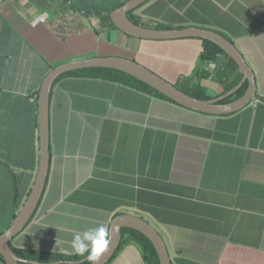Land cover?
Wrapping results in <instances>:
<instances>
[{
  "label": "crops",
  "instance_id": "crops-1",
  "mask_svg": "<svg viewBox=\"0 0 264 264\" xmlns=\"http://www.w3.org/2000/svg\"><path fill=\"white\" fill-rule=\"evenodd\" d=\"M65 9L66 0H0V204L14 190V215L38 172L36 92L55 67L124 58L202 100L242 80L222 56L199 63L201 39H136L97 27L94 16L68 28ZM133 15L148 29L223 36L251 68L256 97L215 116L121 83L60 79L50 93L45 187L11 249L78 256L76 233L127 215L158 232L171 264H264V0H149ZM125 239L107 264H147Z\"/></svg>",
  "mask_w": 264,
  "mask_h": 264
},
{
  "label": "water",
  "instance_id": "water-1",
  "mask_svg": "<svg viewBox=\"0 0 264 264\" xmlns=\"http://www.w3.org/2000/svg\"><path fill=\"white\" fill-rule=\"evenodd\" d=\"M149 0H127L122 6L110 12L111 24L120 32L129 37L143 40H174L184 38H197L217 45L237 65L242 74L241 82L221 97L211 100L194 98L165 81L150 70L138 63L119 57H96L84 61L67 63L52 69L43 79L38 92V130L40 158L39 168L34 184L19 212L15 215L10 226L0 234V255L5 264H82L88 262L86 258L79 261H57L53 263H40L24 260L14 253L10 247V240L18 235L29 223L40 202L50 162L49 152V102L50 93L56 80L63 74L82 69H111L129 75L146 84L158 93L164 95L176 104L189 110L221 116L237 112L247 106L256 97L254 75L251 68L237 48L223 36L213 31L186 28L181 30H154L133 23L127 16L128 13L138 9ZM247 88L244 94L230 103H221L234 95L244 83ZM110 242L108 248L97 261V264H107L118 251L122 241V230L130 229L145 236L153 245L159 264H171L169 255L162 237L147 222L142 219L127 215H119L110 224ZM91 264V262H90Z\"/></svg>",
  "mask_w": 264,
  "mask_h": 264
},
{
  "label": "trees",
  "instance_id": "trees-1",
  "mask_svg": "<svg viewBox=\"0 0 264 264\" xmlns=\"http://www.w3.org/2000/svg\"><path fill=\"white\" fill-rule=\"evenodd\" d=\"M66 2L70 3V9L74 13L83 12L84 14L86 13L88 15H91V11L93 10L94 6L96 8V5H97L95 3V1H93V0H66ZM122 5L123 4L120 3L118 5H114L113 7L107 8L105 13L103 12V14H106L107 16H109L111 11H113L114 9H116ZM136 10H134V11H136ZM93 11H95V13H94L95 17H99L102 15V11L98 10V8L94 9ZM134 11H132V12H134ZM132 12H130V13H132ZM130 13H128L127 16ZM128 18L133 23L138 25V23L136 22L135 19H132L129 16H128ZM109 20H110V18H109ZM109 22L111 23V21H109ZM114 29H116V28L114 27ZM202 48H203V50L199 56V63L212 62V61H215L216 59H218L219 57L222 56L227 61V63H228L227 68L230 69V72L238 70V67L234 63V61L229 56H227L221 50V48H219L214 43L206 41V40H202ZM227 68L223 70L222 74L220 75L221 78L226 77L227 72H229V70ZM66 77L92 78V79H101L104 81H110V82H115V83H121V84L130 86L132 88L138 89L142 92H146V93L155 95L159 98L170 101L172 103H175L172 100L165 97L164 95H162V94L158 93L157 91H155L154 89L150 88L146 84L140 82L139 80H137V79H135L129 75H126L122 72L111 70V69H96V68H94V69H82V70L71 71V72L63 74L61 77H59L56 80V82L62 78H66ZM238 82H239V80L237 82H235L234 84H232L231 87L227 88L225 92L234 88L238 84ZM246 88H247V83L245 82L243 84V86L234 95H232L231 97L222 101L221 103H229L230 101L237 100L238 98H240L244 94ZM37 94H38V92H36V95ZM190 96L197 98V99H205V98L200 97L198 95H190ZM14 217H15V215L13 216V219H14ZM2 233H3V231H0V234H2ZM129 234H130L132 240L137 242L141 246V248L144 252V257H145V260L147 261V264H159L158 256H157V253H156L153 245L145 236H143L139 232H136V231L130 230V229H123L122 230V242H121L120 247L127 241L125 239V236L129 235ZM14 253L16 255H18L19 257L23 258L24 260L35 261V262H40V263H53V262H57V261H79V260H82L85 258L82 256L66 257V256L51 255V254L37 253V252H26V251H14ZM0 260L5 264L1 255H0ZM82 264H90V262L88 261V262H85Z\"/></svg>",
  "mask_w": 264,
  "mask_h": 264
},
{
  "label": "rangeland",
  "instance_id": "rangeland-1",
  "mask_svg": "<svg viewBox=\"0 0 264 264\" xmlns=\"http://www.w3.org/2000/svg\"><path fill=\"white\" fill-rule=\"evenodd\" d=\"M93 1H95V3L97 4L96 5V8H95V6H94V8H93V10L94 9H97L98 8V10H100V11H102V15L101 16H99V17H97V22H98V25H97V27H99V28H102L103 27V25H101L102 23H106L107 22V24L110 26V28L111 29H113V31L115 30H117V29H114V27L112 26V24L109 22L110 20H109V16H107L106 14H103V12L105 13V11L107 10V8H110V7H113L114 5H118V4H120V3H125L127 0H93ZM62 4H63V2H62ZM65 10H67L66 11V13L62 16V25L64 26V27H67L68 26V28H69V25L75 20V21H77L76 19H79L78 20V22L79 21H81V20H84V19H87V18H89V16H94L95 17V11H91V15H88V14H82L81 12H77L76 14H77V16H75V17H73V15H72V10L71 9H69V11H68V9H65ZM135 12V11H134ZM134 12H132L133 14H134ZM132 13H130L128 16L130 17V18H132V19H135L136 20V22L138 23V25H140L139 24V22H138V20L135 18V16L132 14ZM76 18V19H75ZM70 26H72V24L70 25ZM92 28V27H91ZM73 29V28H72ZM71 29V30H72ZM117 31H119V30H117ZM96 33V32H95ZM104 32L102 31V32H99V33H97V34H100V38L102 39V37L103 38H105V35L103 34ZM123 35V34H122ZM110 41H111V39H110ZM100 58V57H99ZM14 190H10V188L9 189H5V192L3 193V197H2V199H3V204H0V231H5V230H7V228L10 226V224H11V222H12V220H13V215H14V212H15V210H16V208L15 207H13V205H12V202H13V195H14ZM27 199V198H26ZM26 199H25V201H26ZM24 201V202H25ZM22 207V206H21ZM21 207L18 209V212H19V210L21 209ZM17 212V213H18ZM16 213V214H17Z\"/></svg>",
  "mask_w": 264,
  "mask_h": 264
},
{
  "label": "clouds",
  "instance_id": "clouds-1",
  "mask_svg": "<svg viewBox=\"0 0 264 264\" xmlns=\"http://www.w3.org/2000/svg\"><path fill=\"white\" fill-rule=\"evenodd\" d=\"M110 239L109 228L104 226L89 228L73 236L70 251L74 255L85 257L91 264H97L101 254L108 248Z\"/></svg>",
  "mask_w": 264,
  "mask_h": 264
},
{
  "label": "built area",
  "instance_id": "built-area-1",
  "mask_svg": "<svg viewBox=\"0 0 264 264\" xmlns=\"http://www.w3.org/2000/svg\"><path fill=\"white\" fill-rule=\"evenodd\" d=\"M82 14H84L83 12H81Z\"/></svg>",
  "mask_w": 264,
  "mask_h": 264
}]
</instances>
